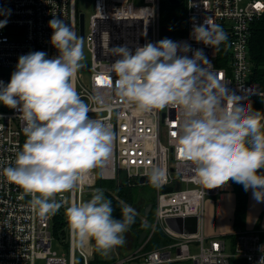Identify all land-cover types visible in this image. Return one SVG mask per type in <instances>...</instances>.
Wrapping results in <instances>:
<instances>
[{"label": "built area", "instance_id": "built-area-1", "mask_svg": "<svg viewBox=\"0 0 264 264\" xmlns=\"http://www.w3.org/2000/svg\"><path fill=\"white\" fill-rule=\"evenodd\" d=\"M181 0H179V3ZM161 0H92L91 13L83 25V41L90 54L85 69L81 66L72 78L73 86L89 105L90 117L110 126L113 141L110 156L85 172L70 190L55 193L50 199L61 201L55 213L65 216V208L84 201L97 191V181H114L128 186L151 184L147 170L153 166L164 171L159 185L154 186L155 223L173 240L172 244L151 251L137 248L124 258L108 264H257L264 244L263 231L233 230L229 250L223 234L205 237L202 230L203 209L208 198L216 197L223 185L203 183L195 174L192 162L182 158L175 147L182 113L179 108L138 112L115 92L116 76L110 71L118 57L113 45L130 48L162 39ZM184 34L172 31L170 38L186 42L193 50L202 49L207 57L205 67L222 84L243 93L260 112L264 124V81L254 79L248 55L252 23L264 13V0H184ZM10 9L7 23L0 28V81L7 83L18 57L30 51H43L47 57L57 55L50 43L52 16L63 19L79 36L75 0H0V10ZM84 15V14H83ZM204 19L219 25L226 40L218 46H207L190 36L193 20ZM5 15H0V20ZM191 56L192 52L186 53ZM87 77L79 81V73ZM98 97L92 99L91 97ZM230 96V94H229ZM237 101L239 97L234 98ZM223 103V100L220 101ZM23 121L17 110L0 104V169L8 166L25 141ZM264 130V129H262ZM145 178V182H139ZM176 183L178 187L176 188ZM163 187L171 191L163 192ZM38 195V194H37ZM32 194L0 174V264H74L76 254L82 264H89L78 237L68 226L58 229V238L69 245V255L51 250L53 232L50 215L41 216L30 205ZM68 232V234L66 233ZM207 239V243L204 241ZM197 252L192 254L190 246Z\"/></svg>", "mask_w": 264, "mask_h": 264}, {"label": "clouds", "instance_id": "clouds-1", "mask_svg": "<svg viewBox=\"0 0 264 264\" xmlns=\"http://www.w3.org/2000/svg\"><path fill=\"white\" fill-rule=\"evenodd\" d=\"M9 14L10 9L0 10L5 15L0 28ZM192 20L190 36L195 41L212 47L226 40L219 25ZM48 26L57 55L47 57L43 51L20 55L9 81H0V104L17 110L25 135L14 160L0 174L32 194L30 205L41 216L61 208L64 201L50 199L52 195L72 189L85 172L108 158L113 141L110 126L88 115L89 105L72 83L83 59V39L57 16ZM190 51L192 55H186ZM111 52L118 57L110 65L115 92L136 111L166 106L181 110L175 147L192 162L203 183L219 185L231 179L245 191L251 189L256 202H264V172H257L264 167L260 112L243 93L206 69L202 49L162 38L135 48L113 45ZM146 174L156 186L164 177L157 166ZM112 213L111 201L100 190L65 208L79 242L94 240L101 249L123 244L122 233L134 222L135 209L129 205L122 207V218ZM259 249L264 253V244ZM257 264H264V254Z\"/></svg>", "mask_w": 264, "mask_h": 264}, {"label": "crops", "instance_id": "crops-1", "mask_svg": "<svg viewBox=\"0 0 264 264\" xmlns=\"http://www.w3.org/2000/svg\"><path fill=\"white\" fill-rule=\"evenodd\" d=\"M104 182L105 183L106 182L107 183L112 182V183H114V185H120V184H116L114 181H109V180L104 181ZM98 183H99V180L97 181V190L102 191L104 197H105L106 193L114 194V193H112V190L107 188L106 184L104 186H101V184H98ZM229 183H230V195L228 197H225L224 192L220 193L219 195H217L216 197H214L212 199H207V201H205V205L206 204L209 205L207 207H209L210 210H213V211H215L217 209L222 210L223 213H224V215L222 217L223 219H227L229 217L230 221H232L231 230L229 231L230 233L233 230H257V229H259L257 227L247 228V226H246V224H247L246 218H247L248 211H251V209H252V206H249L251 199L249 200V205H247L245 207V221H244L243 227L239 228V229H235L234 228L233 222H234V211H235V194H234V191H233V186L231 184V181H229ZM136 186H138V185L128 186V185H126L124 183L123 185L121 184L119 187L125 188L126 191H131L132 190L131 188H134ZM129 187H131V188H129ZM249 197L251 198V194L250 193H249ZM90 198H91V195L88 196V198H86L85 200H88ZM116 198H118V197H116ZM118 200L124 206L126 205L124 201L120 200L119 198H118ZM140 200H143V202L145 201L144 203L146 205H144V203H141ZM149 204H151V207L149 208V210L147 212H145V209L147 208V206ZM136 205L138 207L136 208V206H135L133 208V209H135V215L137 216V218H139L145 224V230L143 232L139 233V236L136 237L133 234L132 231L127 229L124 233H122L123 239H124V243L121 244V245L113 246V247L108 248V249L98 248V246L96 245L94 240H86L83 244L80 243V247L83 250V252L85 253V255L87 256L89 264H108L113 259H120L121 258L120 256L122 254L127 253V254H125V256H127L129 253H131L133 250H135L137 248H141V250H143V251H151V250L158 249L161 246H166L168 244L169 245L172 244L173 240L163 233L162 228H161L160 225L155 223L154 198H152V200L151 199H141L140 198L136 202ZM262 209H264V207ZM204 211H205V206H204V209H203V215H204ZM207 214H208V211H207ZM55 215H58V214L54 213V214L50 215L52 223H53V218H54ZM151 216H152V221L153 222L149 221V218ZM60 217L62 218V220L64 222V227L65 226L67 227L68 224L66 222V220H67L66 215L65 216H60ZM51 229H52L53 235H57L56 233H57L58 230L54 231V229L52 227V224H51ZM204 229L206 231V234L204 233ZM208 229H209V231H207L206 225H204V224L202 225L203 234L207 238L211 237V236H214L216 234L217 235L223 234L224 239L226 237L227 238L229 237L230 241L232 240L231 235H229L230 233L226 231L227 228L224 229L222 227V230H220V228H218L216 230L213 227H211V229H210V225H208ZM158 230L162 233V235L167 239L168 242H166L165 244L161 243V245H159L157 248L144 250L146 248L147 243L153 238V235H154L155 231H158ZM261 231L264 232V229H261ZM66 233L68 234V232H66ZM143 233H145V235L140 240V237H141V235ZM262 235L264 237V233ZM56 241H57L58 245H60L61 247H65V246L67 247L66 253H61V254H64L67 257L69 255L68 242H66V243L62 242V240L60 238H56ZM206 243H207V239L204 241V244H206ZM119 246H123L124 252L119 253L120 252L118 250ZM73 257H74V264H82L80 258L76 254H74Z\"/></svg>", "mask_w": 264, "mask_h": 264}, {"label": "trees", "instance_id": "trees-1", "mask_svg": "<svg viewBox=\"0 0 264 264\" xmlns=\"http://www.w3.org/2000/svg\"><path fill=\"white\" fill-rule=\"evenodd\" d=\"M77 4L78 0H75V6H77ZM160 15L161 23L163 25L168 26L175 34H184L185 7L182 2L178 5H171L167 0H161ZM248 55L254 70V79L257 81H264V13L252 23L248 39ZM257 104L258 101H254L252 104L253 109L256 108ZM230 181L235 194L233 224L235 229H239L243 227L245 221L246 191L241 184L236 183L231 179ZM98 184H101V186L106 184L107 188L112 190V193L114 194L106 193L105 198L111 201L113 216L116 218H122L121 209L124 205L118 200V198L122 201H130V191H126L125 188L119 187L120 185H114L112 182L105 183L101 181ZM51 224L54 231H57L64 226V222L59 215L54 216L53 223L51 222ZM127 229L132 231L133 234L138 237L139 233L145 230V224L135 215L134 222L130 224ZM166 242H168L167 239L158 230L155 231L153 238L147 243L145 249H154L161 243L165 244Z\"/></svg>", "mask_w": 264, "mask_h": 264}, {"label": "rangeland", "instance_id": "rangeland-1", "mask_svg": "<svg viewBox=\"0 0 264 264\" xmlns=\"http://www.w3.org/2000/svg\"><path fill=\"white\" fill-rule=\"evenodd\" d=\"M181 2L184 4V0H181ZM91 6H92V0H78V10L80 13H83L85 16V25L87 23L88 17L91 13ZM83 59L80 61V63H88L89 59H90V54L88 52V50L86 49V45L85 42L83 41ZM79 81L82 84H86L87 82V77L85 74H82L81 72L79 73ZM257 172H264V167H262L261 169H257ZM230 181V180H229ZM229 181L224 182L223 185V189L221 191V193L224 192L225 197H228L230 195V183ZM131 188V187H129ZM132 190L129 192L130 196H131V200L130 201H124L126 205L131 206L132 208H134L136 206V208L138 207L136 205V202L138 201V199H151L154 198L155 193H154V186L152 184H145L143 186H136L134 188H131ZM249 193L251 194V189H249L248 191H246V206L249 205V200L250 201V205L252 206L251 211H248L247 214V228H254L257 227L260 230L264 229V209H262L264 207V202H256L251 195V198L249 197ZM214 198V197H212ZM212 198H208V199H212ZM207 201V200H206ZM141 203H144L143 200H140ZM148 203V202H147ZM207 203V202H206ZM144 205H146L144 203ZM209 205H205V211H204V215H203V224L206 225L207 231H209L208 229V225H210V229L211 227H213L214 229H218L220 228V230H222V227L225 229L227 228V232H229L231 230V225H232V221H230L229 217L227 219H223V211L222 210H210L209 207H207ZM208 211V214H207ZM48 215H51L48 214ZM149 221H152V216L149 218ZM207 223V224H206ZM224 223V224H223ZM204 233L206 234V231L204 229ZM230 233V232H229ZM263 236V235H262ZM58 238L57 235H53L52 238V242H51V250L53 252H55L57 255H60L61 253H66L67 251V247H61L60 245H58L56 238ZM225 247L227 250H229V246L231 244L230 238L226 237L225 238ZM67 242V239L65 240V243ZM161 245V244H160ZM118 250L121 252H124L123 246H119ZM147 250V249H144ZM190 252L192 254L197 252V249L194 248L193 245L190 246ZM127 254V253H125ZM125 254H122L120 257L123 258L125 256ZM43 262H41L42 264ZM172 264H192L191 261H179V262H175Z\"/></svg>", "mask_w": 264, "mask_h": 264}, {"label": "water", "instance_id": "water-1", "mask_svg": "<svg viewBox=\"0 0 264 264\" xmlns=\"http://www.w3.org/2000/svg\"><path fill=\"white\" fill-rule=\"evenodd\" d=\"M169 2V4L171 5H178L179 4V0H167ZM83 25H84V15L83 13H80L78 15V27H79V37H83ZM162 37L163 38H172L173 37V33L172 31L165 25V26H162ZM86 68V65L83 64L81 66V69H85ZM139 182L143 183L145 182V178H140L139 179ZM178 187V183H176V188ZM163 192H169L171 191V188L170 187H163L161 189ZM151 207V204H149L147 206V208L145 209V212H147L149 210V208ZM145 233H143L140 237V240L144 237Z\"/></svg>", "mask_w": 264, "mask_h": 264}]
</instances>
